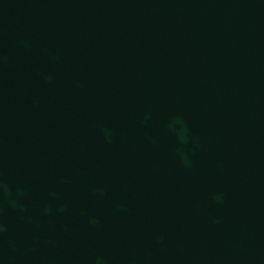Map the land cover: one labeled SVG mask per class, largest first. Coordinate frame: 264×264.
Masks as SVG:
<instances>
[{
    "label": "water",
    "instance_id": "95a60500",
    "mask_svg": "<svg viewBox=\"0 0 264 264\" xmlns=\"http://www.w3.org/2000/svg\"><path fill=\"white\" fill-rule=\"evenodd\" d=\"M0 264H264V0H0Z\"/></svg>",
    "mask_w": 264,
    "mask_h": 264
}]
</instances>
